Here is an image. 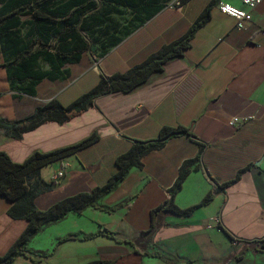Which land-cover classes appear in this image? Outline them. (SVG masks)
Segmentation results:
<instances>
[{"label": "crops", "instance_id": "0c3cea01", "mask_svg": "<svg viewBox=\"0 0 264 264\" xmlns=\"http://www.w3.org/2000/svg\"><path fill=\"white\" fill-rule=\"evenodd\" d=\"M211 1L163 7L109 49L99 69L94 54L85 51L79 62L65 66L66 77L42 80L34 96L12 88L0 64L2 95L11 93L0 100V117L18 121L51 100L71 104L103 78L128 71L183 36ZM223 1L245 8L240 0ZM218 2L184 54L132 91L101 94L83 113L42 122L21 138L0 127V150L15 162L99 135L91 145L29 174L28 188L48 187L35 199L41 210L105 184L132 140L155 139L164 126H184L191 133L147 153L142 166L133 167L99 203L123 206L68 213L33 236L34 261L18 257L13 264H264V1L243 27ZM233 116L245 120L231 125ZM199 154L174 202L187 208L209 192L212 199L190 216L175 214L163 207L169 190L183 162ZM246 167L238 181L222 187ZM63 168V176L55 178ZM15 203L0 195V255L26 223L10 214Z\"/></svg>", "mask_w": 264, "mask_h": 264}, {"label": "trees", "instance_id": "16d2710c", "mask_svg": "<svg viewBox=\"0 0 264 264\" xmlns=\"http://www.w3.org/2000/svg\"><path fill=\"white\" fill-rule=\"evenodd\" d=\"M168 1L0 0V64L5 70L6 81L19 93L34 96L36 87L42 80L66 77L69 69L65 66L79 62L85 51L101 58L125 36L165 7ZM218 1L212 0L183 36L164 45L158 52L128 71L103 78L95 88L71 104L64 106L56 100H51L38 106L33 115L24 119L9 121L0 117V127L5 128L11 137L21 138L23 131L42 122H63L83 113L101 94L132 91L147 81L153 73L162 71L165 63L171 58L184 54L191 46L196 32L210 19L211 9ZM122 8H129L137 15L134 29L123 37L116 34L118 26L112 30L110 20L114 19L108 17L110 14L122 13ZM178 135L191 133L184 126H164L155 139L132 140L128 149L116 157L115 171L105 184L59 200L46 210L39 209L35 199L48 187L28 188L29 174L91 145L99 139V135L93 133L77 144L53 151H36L22 162L13 161L6 151L0 150V195L9 200H16L9 212L12 216L24 218L26 222L8 251L0 255V264H13L18 257L34 261L29 248L33 236L47 225L63 219L70 212L81 213L88 206L113 212L123 206L121 204L106 207L99 203L125 180L133 167L142 166V159L147 153L163 147L170 138ZM200 159L201 154L183 162L179 176L169 190L170 198L164 208L175 214L190 216L198 207L212 199L209 192L200 203L187 208H180L174 202L187 176ZM247 168L240 170L233 180L224 183L222 187L238 181ZM104 233L114 236L110 231ZM262 246L264 247V239Z\"/></svg>", "mask_w": 264, "mask_h": 264}, {"label": "built area", "instance_id": "2783aa9c", "mask_svg": "<svg viewBox=\"0 0 264 264\" xmlns=\"http://www.w3.org/2000/svg\"><path fill=\"white\" fill-rule=\"evenodd\" d=\"M264 0H240L242 8L240 6L233 5L229 2L223 0L218 2V7L225 13L233 16L237 21V26L243 27L245 22L251 21L253 19L254 10L263 2ZM186 0H169L165 7L169 8H182ZM101 58L94 56V68H100ZM245 119L240 116H233L229 123L231 125L241 124ZM64 174V168L58 172L55 178L61 177ZM212 220L221 226V219L219 217H213ZM209 227H212V224H208Z\"/></svg>", "mask_w": 264, "mask_h": 264}, {"label": "rangeland", "instance_id": "374dc122", "mask_svg": "<svg viewBox=\"0 0 264 264\" xmlns=\"http://www.w3.org/2000/svg\"><path fill=\"white\" fill-rule=\"evenodd\" d=\"M121 10H122V13L110 14L108 15V17L114 19V20H110L112 27H113L112 30H114V28L118 26V33L116 34H119L123 37L128 31H132L134 29L136 25L135 18L137 15L133 10L129 8H122ZM0 82H1V73H0ZM3 91L5 90H2L0 87V100L1 101L7 98L6 96L11 95L10 92L9 94L5 93L2 95Z\"/></svg>", "mask_w": 264, "mask_h": 264}]
</instances>
